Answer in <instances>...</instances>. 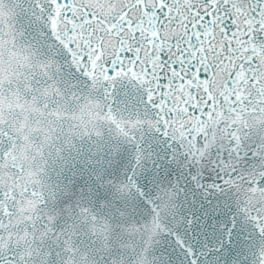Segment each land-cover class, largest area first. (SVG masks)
Here are the masks:
<instances>
[{
	"label": "snow or ice",
	"instance_id": "obj_1",
	"mask_svg": "<svg viewBox=\"0 0 264 264\" xmlns=\"http://www.w3.org/2000/svg\"><path fill=\"white\" fill-rule=\"evenodd\" d=\"M0 264H264V0H0Z\"/></svg>",
	"mask_w": 264,
	"mask_h": 264
}]
</instances>
